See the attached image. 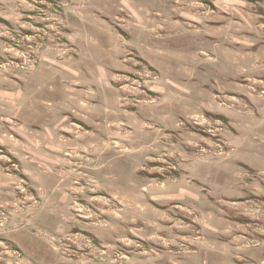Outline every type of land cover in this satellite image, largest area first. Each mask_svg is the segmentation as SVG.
<instances>
[{"label":"rangeland","instance_id":"rangeland-1","mask_svg":"<svg viewBox=\"0 0 264 264\" xmlns=\"http://www.w3.org/2000/svg\"><path fill=\"white\" fill-rule=\"evenodd\" d=\"M0 264H264V0H0Z\"/></svg>","mask_w":264,"mask_h":264}]
</instances>
